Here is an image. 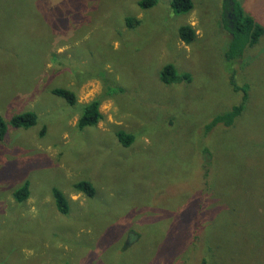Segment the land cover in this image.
I'll return each mask as SVG.
<instances>
[{
  "label": "rangeland",
  "instance_id": "rangeland-1",
  "mask_svg": "<svg viewBox=\"0 0 264 264\" xmlns=\"http://www.w3.org/2000/svg\"><path fill=\"white\" fill-rule=\"evenodd\" d=\"M193 1L174 13L172 0L148 10L138 0H0V264H264V36L229 61L226 0ZM241 3L264 26V0ZM185 25L196 30L190 45ZM168 64L190 79L163 83ZM233 77L248 89L246 110L206 135L241 102ZM98 98L103 119L80 130ZM27 111L37 124L13 127ZM118 131L135 135L130 147ZM82 180L94 198L75 191Z\"/></svg>",
  "mask_w": 264,
  "mask_h": 264
},
{
  "label": "trees",
  "instance_id": "trees-1",
  "mask_svg": "<svg viewBox=\"0 0 264 264\" xmlns=\"http://www.w3.org/2000/svg\"><path fill=\"white\" fill-rule=\"evenodd\" d=\"M158 2L159 0H138V5L141 9L148 10L155 7ZM171 7L174 13H188L195 8V4L193 0H172ZM225 9H231L230 11H232V17H228V15L226 16L225 11V16L223 18L225 30L231 33V41L228 45V60L236 61L240 56H242V54L245 53V51H247L248 49H252L259 44L261 37L264 36V26L256 21L253 16L246 13L245 9L242 6L241 0H226ZM137 22L138 21L133 18H126V24L128 27L137 25ZM179 36L187 45L192 44L197 39L196 30L191 25L180 27ZM160 79L165 84H174L177 82H181L182 80H189L190 76L188 74H180L174 65L168 64L165 65L162 69L160 73ZM231 82L233 85V89L236 92L240 90L243 91L241 102L232 106V108L228 109L227 111L214 115L212 120L207 125H205L203 133L206 135L209 132H212V130L218 125H222L223 127L233 126L236 123V119L241 116L246 110L248 89L236 84V80L234 77ZM51 92L55 96L64 99L68 104L72 106L77 104V94L70 89L55 88L52 89ZM101 104L102 98H98L83 107L82 114L78 120V128L80 130H83L87 127H95L103 119V115L100 112ZM37 122V114L32 111H27L23 114L14 116L11 120V125L15 128L28 129L34 127ZM6 134L7 124L0 116V140H4ZM44 135L45 131L43 130L41 136ZM117 138L123 147L128 148L135 141L136 137L132 133H128L126 131H118ZM74 189L77 192L84 193L89 198H94V196L96 195V189L89 181L82 180L75 183ZM29 196L30 183L29 181H26L19 189L15 191L14 197L16 201L24 202L29 198ZM53 198L57 210L60 212V214L67 215L69 213L70 206L66 194H64L60 189L54 188ZM194 242L195 241L192 240L190 249L195 248ZM198 248L199 246H197L196 250ZM217 248H219L220 250L221 245L219 244ZM209 253V255L213 254L211 251H209ZM190 254L186 257V260L196 262V253L192 256H190ZM211 257H214V255H212ZM209 259L210 257H204L202 259V264H211ZM213 264H218V262H214Z\"/></svg>",
  "mask_w": 264,
  "mask_h": 264
}]
</instances>
